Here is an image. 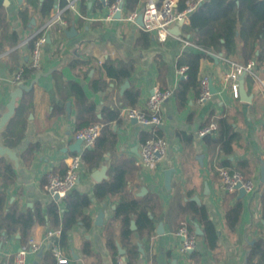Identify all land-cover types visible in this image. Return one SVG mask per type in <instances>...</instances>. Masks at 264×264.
<instances>
[{"label":"crops","instance_id":"crops-1","mask_svg":"<svg viewBox=\"0 0 264 264\" xmlns=\"http://www.w3.org/2000/svg\"><path fill=\"white\" fill-rule=\"evenodd\" d=\"M43 0H39L42 3ZM147 0H141L138 8ZM64 0H54L50 14H40L36 6L27 0H10L4 7L9 29L19 37L18 44L8 45L6 41L0 47V117L8 110L11 93L16 89L13 77L17 69L30 57L29 38L38 28H45L47 42L43 47V67L45 73L35 82L33 109L28 115L25 135L21 142L10 148L18 157L17 161L4 155L12 163L15 182L8 190L7 203L18 202L23 211L41 205L43 212L53 202H58L64 209V200L57 201L44 187L52 172L64 173L66 157L76 153L70 146L76 141L77 109L73 97L63 101L58 95L54 74L65 80H75L83 88L89 100L96 104L97 113L105 107H120L121 120L113 123L117 132V142L112 153L105 154L99 167L89 169L87 165L75 189L92 197V203L86 212L92 220L91 227L76 225L69 232V249L63 255L71 264H118L119 257L125 258V249L114 258L106 242L105 228L112 220L117 202L110 197L99 200L95 197L97 183L107 179L112 157L128 156L135 159L136 171L130 182V192L137 197L150 193L158 197L159 214L155 219V229L149 236L137 240L139 258L135 264H246L250 246L264 233L262 198L264 195V66L257 68L258 78L246 75L243 78L240 97L234 98L229 85L223 81L227 69L225 60L241 62L240 54L231 59L215 54L203 57L200 65V78L209 76L212 96L199 104L197 95L191 92L184 108L179 109L174 95L162 104V124L158 133L167 142V152L154 168L142 169L137 165L143 136L152 131L129 119L122 100L123 93L131 84L140 88L136 107L144 108L156 85L161 87L156 56L160 55L167 65L166 89L172 92L184 78L178 66V58L184 52L196 51L194 46L184 45L174 32L151 33L148 47L136 44L143 31L137 25L119 21H103L106 12L101 0H82L80 14L65 8ZM29 9L27 19L21 12ZM60 12V20L49 24L50 19ZM184 26V25H183ZM183 26L181 32H183ZM184 33V32H183ZM190 39V36L185 35ZM243 42H239V50ZM135 58V69L130 78L118 84L111 78L104 67L107 59L114 62ZM25 79L29 84L35 79ZM162 88V87H161ZM163 89V88H162ZM20 98L17 99V105ZM16 105V106H17ZM60 107L59 113H53ZM226 115L235 125L238 139L231 154L220 155L219 148H210L206 138L199 135V130L209 121ZM215 136V133L211 134ZM39 147L34 151L30 165L25 164L22 153L31 145ZM0 145L7 147L2 140ZM227 159V168L242 171L257 183L251 193L241 189L233 193L231 205L238 200L242 203V212L238 225L229 230L225 214V192L218 174L221 162ZM103 167L105 175L97 178ZM223 167V166H222ZM195 201L206 209L208 218L218 231V244L214 249L207 247L203 238V226L195 227L198 243L196 251L201 254L199 260L191 253L181 251L182 239L176 234L178 227V206L188 201ZM132 227L136 228L133 221ZM197 227L202 231L197 232ZM58 228L50 224L36 223L32 226L26 244L19 234L0 242V264H11L10 259L30 238L41 246L39 252L28 256L27 264H40L43 249L48 243L46 235ZM119 226L116 227V231ZM90 242L92 255L83 251V242Z\"/></svg>","mask_w":264,"mask_h":264},{"label":"trees","instance_id":"trees-1","mask_svg":"<svg viewBox=\"0 0 264 264\" xmlns=\"http://www.w3.org/2000/svg\"><path fill=\"white\" fill-rule=\"evenodd\" d=\"M112 2L114 0H111ZM163 0H159L162 2ZM188 0H179L178 9L182 10ZM31 6H36L40 14L48 16L53 7L54 0H27ZM141 0H126L128 11L138 8ZM24 19L29 15V9L21 12ZM185 35L190 36L196 51L184 52L178 58V66H186V77L173 91L177 106L182 109L187 104L189 95L194 92L197 97L201 90L200 65L203 57H210L209 53L221 54L231 59L237 54L241 56V64H247L254 60L256 67L264 66V0H210L202 4L190 16V22L183 26ZM151 33L142 31L136 44L148 47L151 43ZM10 46L18 44L19 37L15 31L9 29L5 8L0 7V47L4 42ZM239 42H243L239 50ZM31 49L33 40L28 41ZM161 87L166 88L167 65L160 55L156 56ZM135 58L114 62L107 59L104 67L108 75L118 84L127 81L135 69ZM33 70L24 74L25 79H31ZM58 95L63 101L73 97L77 109L76 132L83 127L98 123L101 132L92 148L84 149L82 156L89 169L99 167L105 154L112 153L117 142V132L113 129V123L121 120L120 107H105L101 113H97L96 104L89 100L82 86L75 80H65L54 74ZM140 96V88L130 85L125 89L122 100L125 106L135 107ZM33 109L32 90L25 91L20 98L16 111L5 127L1 130L3 143L10 148H15L23 139L27 126V118ZM60 107H55L53 113H59ZM209 121L208 123H210ZM219 125L214 135H206L210 148H219L220 155L231 154L234 144L238 139L235 125L230 117L222 115L216 119ZM207 123V124H208ZM160 136L158 130L149 132L143 136V142L152 137ZM38 145L31 144L22 153L25 164L30 165L34 158V151ZM229 160L221 162L223 167H229ZM221 166V167H222ZM136 171V161L128 156L112 157L108 168V178L97 183L95 197L99 200L110 197L117 202L114 216L105 228L106 242L114 258L119 254L120 247L125 249L128 264H135L139 258L140 250L138 241L149 236L155 229L154 223L159 214L160 204L155 194L144 197L134 196L130 192V182ZM65 172V171H64ZM219 174V173H218ZM15 171L12 163L5 156H0V242L14 234L20 235V240L26 244L31 228L36 223L50 224L60 229V235L55 237V243L62 253L69 249V232L76 225L91 227L92 220L87 208L92 203V197L81 193L75 188L64 199L65 207L61 209L58 202L51 203L46 212L41 205H37L28 211H23L18 202L7 203L8 190L15 182ZM233 193L225 194V214L229 230H234L239 223L242 212L240 200L234 205L230 201ZM264 217V195L262 198ZM178 228L186 224L192 233H195L197 225L203 226L202 238L207 247L214 249L218 244V231L208 218L206 209L195 201H188L178 206ZM133 221L136 228L132 227ZM119 230L116 231V227ZM44 255L40 264H58L52 246L43 249ZM83 251L92 255L90 242H83ZM194 259L199 260L201 254L194 250L191 253ZM14 256L10 259L13 264ZM68 264H71L68 259ZM246 264H264V233L250 246L246 258Z\"/></svg>","mask_w":264,"mask_h":264},{"label":"built area","instance_id":"built-area-1","mask_svg":"<svg viewBox=\"0 0 264 264\" xmlns=\"http://www.w3.org/2000/svg\"><path fill=\"white\" fill-rule=\"evenodd\" d=\"M65 8L80 14V5L82 0H64ZM105 5L106 12L101 20L103 21H119L121 23H129L137 25L140 29L150 33L165 32L171 33V29L180 22L183 25L190 22V16L202 4L210 0H188L184 9H178L179 0H147L140 8L134 11H128L126 0H101ZM60 12L55 14L49 21L48 25L60 20ZM177 38L186 46H194L190 39L185 37L181 32L177 34ZM33 40V47L31 49L28 61L22 64L14 74L13 80L18 86L24 82V74L28 70H33L34 73L40 71L43 67V47L47 42V35L45 28H38L37 31L29 38ZM212 55L213 53H209ZM227 62V69L223 75V81L229 85L231 94L234 98L240 97L242 87V75L245 74L258 78L257 67L254 60L247 64L236 63L225 60ZM187 67L180 69L183 77H186ZM201 90L196 101L199 104L205 103L213 94L212 81L209 76H202ZM173 95L169 89H162L156 85L151 95L149 96L146 106L144 108L129 107L127 115L129 119L138 122L139 124L150 127L154 132L159 125L162 124L161 110L163 102ZM101 125L98 123L83 127L75 133L76 140L81 139V151L73 153L66 157V170L64 173L52 172L48 176V180L44 189L51 195H59V200H64L67 195L76 187L83 173L86 163L82 156L84 149L92 148L100 135ZM219 128L216 121L205 124L200 130L199 135L204 137L215 133ZM167 152V142L161 136H156L146 139L142 144L137 159L138 167L142 169L154 168ZM220 177V184L225 193H235L239 189L247 193L255 191L257 188L256 181L237 169L227 167H220L218 170ZM176 234L181 237L182 245L181 251L189 254L197 247L198 239L195 233H192L186 224L181 225ZM60 235V229L50 230L46 235L48 246H52L54 255L58 264H68V258L65 257L55 243V237ZM42 246L34 239L30 238L27 245L20 248L14 254L13 264H27L28 256L31 253L39 252ZM118 264H125V258L119 257Z\"/></svg>","mask_w":264,"mask_h":264},{"label":"water","instance_id":"water-1","mask_svg":"<svg viewBox=\"0 0 264 264\" xmlns=\"http://www.w3.org/2000/svg\"><path fill=\"white\" fill-rule=\"evenodd\" d=\"M10 5V0H0V7L4 6L7 7ZM183 26V22H180L179 25L173 27L171 29V32H174L176 34H180L181 33V27ZM214 58H217L215 55H212ZM45 73L42 72H38L35 79L32 80L29 84L26 83H20L16 89L11 93V99L10 102L7 105V111L0 117V131L5 127V125L8 123V121L11 119V117L14 115L15 111H16V105H17V99L21 98L24 94L25 91H30L33 89V86L35 84L36 81H38V79L44 75ZM245 77V74L242 75V82H243V78ZM213 86V83H212ZM243 86V83H242ZM81 144H82V140L78 139L76 140L71 146H70V150L73 152H80L81 151ZM4 155H8L11 159H13L14 161L18 160V157L16 155V153L14 151H12V149H10L9 147H5L3 145H0V156H4ZM105 171H106V167H103L100 171V174L97 178H101L102 176L105 175ZM263 171H264V167H263ZM264 175V174H263ZM243 192H245L244 190H242ZM54 199L55 200H59V195H54ZM197 232L199 234L202 233L201 229L199 227H197Z\"/></svg>","mask_w":264,"mask_h":264}]
</instances>
